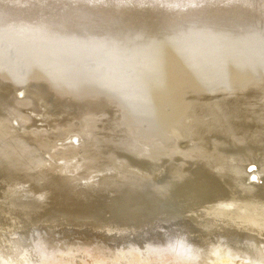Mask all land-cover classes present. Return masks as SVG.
Wrapping results in <instances>:
<instances>
[{"label": "bare ground", "instance_id": "1", "mask_svg": "<svg viewBox=\"0 0 264 264\" xmlns=\"http://www.w3.org/2000/svg\"><path fill=\"white\" fill-rule=\"evenodd\" d=\"M170 2L0 6V264H264V0Z\"/></svg>", "mask_w": 264, "mask_h": 264}, {"label": "snow or ice", "instance_id": "2", "mask_svg": "<svg viewBox=\"0 0 264 264\" xmlns=\"http://www.w3.org/2000/svg\"><path fill=\"white\" fill-rule=\"evenodd\" d=\"M6 2H7V0H0V6L4 5ZM168 6H170V7H178L179 6V0H175V2H170ZM190 6L195 7L196 3L195 2H191V0H190ZM177 43L183 44V41H177ZM18 79L20 81H22L24 79V76L22 74L18 75ZM25 95H26V93L23 90L18 91V97L20 99H23ZM253 171H255V168H253Z\"/></svg>", "mask_w": 264, "mask_h": 264}, {"label": "water", "instance_id": "3", "mask_svg": "<svg viewBox=\"0 0 264 264\" xmlns=\"http://www.w3.org/2000/svg\"><path fill=\"white\" fill-rule=\"evenodd\" d=\"M72 140H73L74 142L78 141V140H76V139H74V138H73Z\"/></svg>", "mask_w": 264, "mask_h": 264}, {"label": "rangeland", "instance_id": "4", "mask_svg": "<svg viewBox=\"0 0 264 264\" xmlns=\"http://www.w3.org/2000/svg\"><path fill=\"white\" fill-rule=\"evenodd\" d=\"M229 199H232V197H229Z\"/></svg>", "mask_w": 264, "mask_h": 264}]
</instances>
